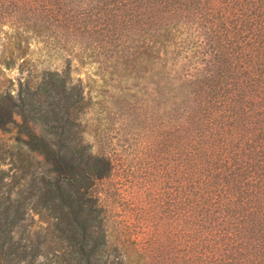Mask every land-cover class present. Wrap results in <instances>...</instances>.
Masks as SVG:
<instances>
[{
    "label": "trees",
    "instance_id": "1",
    "mask_svg": "<svg viewBox=\"0 0 264 264\" xmlns=\"http://www.w3.org/2000/svg\"><path fill=\"white\" fill-rule=\"evenodd\" d=\"M35 39L156 77L165 129L144 168L165 185L129 252L109 231L120 163L86 136L81 82L46 68L10 88ZM13 126L42 164L14 193L0 174V264H53L16 232L28 206L50 219L55 264H264V0H0V129Z\"/></svg>",
    "mask_w": 264,
    "mask_h": 264
},
{
    "label": "rangeland",
    "instance_id": "2",
    "mask_svg": "<svg viewBox=\"0 0 264 264\" xmlns=\"http://www.w3.org/2000/svg\"><path fill=\"white\" fill-rule=\"evenodd\" d=\"M27 62L22 69L17 65L5 69V76L12 79L11 90L16 92L18 79H24L28 70L32 74L43 69H67L74 80H79L88 101L83 116L86 136L94 148L104 146L120 163L114 180L123 181L122 188L113 203L109 231L111 240L124 244L129 252L128 238L137 235L146 239L150 236L152 211L150 202L159 192L156 180L163 179L154 170L144 168L148 158L157 155L158 130H164L166 100L156 93V77H142L112 69L108 62L75 55L42 40H33L26 54ZM161 103H159V99ZM19 120V116L15 115ZM32 164L28 165V157ZM42 155L30 151L17 138L16 127L0 129V174L3 189L12 192L26 185L27 168H41ZM112 178V180H113ZM160 180V186H164ZM145 205L146 211L142 209ZM149 209V210H148ZM147 213V214H146ZM149 213V215H148ZM142 216H146L148 221ZM156 218V217H153ZM151 221V222H150ZM153 226V225H152ZM17 234H30L32 240L42 246L43 258L55 264L51 251L60 243L51 233L50 219L46 214L27 207L25 218L16 228ZM120 230V231H118ZM137 232L138 234L129 232ZM122 240V242L120 240Z\"/></svg>",
    "mask_w": 264,
    "mask_h": 264
}]
</instances>
